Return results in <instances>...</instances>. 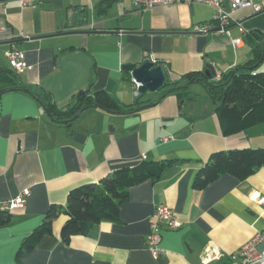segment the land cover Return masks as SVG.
I'll use <instances>...</instances> for the list:
<instances>
[{"label":"crops","instance_id":"crops-1","mask_svg":"<svg viewBox=\"0 0 264 264\" xmlns=\"http://www.w3.org/2000/svg\"><path fill=\"white\" fill-rule=\"evenodd\" d=\"M252 1L262 10L235 12L227 36L193 31L215 27L214 10L198 3L138 10L130 0H40L34 7L0 0V23L14 36L0 42V72L12 69L4 56L10 43L30 66L17 73L21 90L0 95V201L30 191L0 226V264H231L258 233L264 249V163L244 180L223 174L200 191L192 186L213 153L264 149V121L225 135L203 82L192 79L187 94L176 91L186 74L207 72L215 83L252 58L244 36L264 35V0ZM145 59L164 66L168 86L133 101L136 85L121 67ZM196 83L205 95L190 90ZM84 91H105L122 113L90 107L68 123L46 114L48 96L63 111ZM140 161L171 164L157 180L128 189L115 221L63 243L67 217L60 214L51 234L26 250L23 242L48 209L65 210L70 190L98 186ZM159 205L173 210L178 226L162 225V253L153 257L144 239Z\"/></svg>","mask_w":264,"mask_h":264},{"label":"trees","instance_id":"trees-1","mask_svg":"<svg viewBox=\"0 0 264 264\" xmlns=\"http://www.w3.org/2000/svg\"><path fill=\"white\" fill-rule=\"evenodd\" d=\"M244 39L252 49V58L246 64L239 66L235 72L223 75L215 83H209L211 76L207 77V74L201 72L186 74L182 77L186 81L184 87L176 90L179 95L187 94L190 80L203 82L215 105V114L225 135L243 131L264 121V72H255L262 63L259 60L262 57L264 35L254 32L244 36ZM18 76L12 69L0 72V95L6 91L22 89ZM167 86L164 83L161 89ZM48 101L44 107L50 113L51 119L58 123H68L90 107H100L109 112L123 111L117 100L105 91H97L92 95L87 91L80 92L75 103L63 111L54 109L49 96ZM263 163L264 149H236L213 153L195 175L192 186L200 191L223 174L244 180ZM170 164L140 161L130 168L103 177L98 186L86 185L70 190L66 197L65 210L51 206L42 223L23 242V246L27 251L31 250L42 236L51 234L53 222L60 214L67 217L60 230L63 243H68L75 236H85L101 221H115L120 205L128 199V189L148 179L157 180L164 167ZM10 220L9 212L0 211V226L8 224Z\"/></svg>","mask_w":264,"mask_h":264},{"label":"built area","instance_id":"built-area-1","mask_svg":"<svg viewBox=\"0 0 264 264\" xmlns=\"http://www.w3.org/2000/svg\"><path fill=\"white\" fill-rule=\"evenodd\" d=\"M39 1L40 0H19V4L21 7H34ZM176 2L203 4L214 10L212 22L215 27L211 26V24L196 25L193 27L194 32L203 35L223 34L228 36V30L230 24L233 22L235 12L245 8L253 10L254 13H259L262 10V6L254 3L252 0H130L132 7L138 10H145L157 6H169ZM13 39L14 36L6 25L0 23V42H9ZM240 42V38L232 40L233 45H237ZM4 56L8 65L16 73H21L26 69H30V66L25 62L24 52L15 44L10 43ZM29 194L30 191L26 188L9 200L0 201V211L11 212L13 209L23 207ZM258 202L264 203V199H259ZM163 224L168 228H175L178 226L173 210L165 205H159L156 206L150 217L148 232L144 239L145 247L153 257H158L162 253L159 245L161 242ZM262 239L261 234H255L251 240L242 245L237 253L231 257V264H264V249H258V245L261 243Z\"/></svg>","mask_w":264,"mask_h":264},{"label":"water","instance_id":"water-1","mask_svg":"<svg viewBox=\"0 0 264 264\" xmlns=\"http://www.w3.org/2000/svg\"><path fill=\"white\" fill-rule=\"evenodd\" d=\"M263 59L264 47L259 63H261ZM121 70L129 72L132 81L136 85V92L133 96V101H137L145 93L158 91L166 81V71L164 66L162 64H154V62L149 59L143 60L137 66L134 64L122 65ZM233 72H235V70ZM205 74H207V72H205ZM45 112L50 117L48 111L46 110ZM78 116L79 114H77L75 118Z\"/></svg>","mask_w":264,"mask_h":264},{"label":"rangeland","instance_id":"rangeland-1","mask_svg":"<svg viewBox=\"0 0 264 264\" xmlns=\"http://www.w3.org/2000/svg\"><path fill=\"white\" fill-rule=\"evenodd\" d=\"M98 43V42H97ZM256 71L258 72V73H261V72H264V60H263V62L256 68ZM190 90L192 91H199V93H202L203 95H205V91H204V89H203V87H202V85L201 84H199V83H196V84H193V85H191L190 86Z\"/></svg>","mask_w":264,"mask_h":264}]
</instances>
